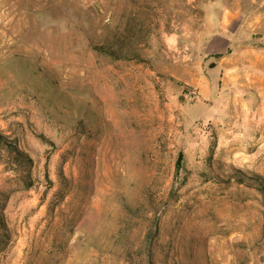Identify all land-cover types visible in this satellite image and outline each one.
Segmentation results:
<instances>
[{
	"label": "rangeland",
	"instance_id": "374dc122",
	"mask_svg": "<svg viewBox=\"0 0 264 264\" xmlns=\"http://www.w3.org/2000/svg\"><path fill=\"white\" fill-rule=\"evenodd\" d=\"M205 37H264V0H0V264H264Z\"/></svg>",
	"mask_w": 264,
	"mask_h": 264
},
{
	"label": "crops",
	"instance_id": "0c3cea01",
	"mask_svg": "<svg viewBox=\"0 0 264 264\" xmlns=\"http://www.w3.org/2000/svg\"><path fill=\"white\" fill-rule=\"evenodd\" d=\"M205 38L209 47L220 54L210 61L211 74L222 72L230 76L231 86L248 90V101L242 103V127L246 138L256 140L257 154L264 156V37ZM245 39L249 40L247 46L241 44Z\"/></svg>",
	"mask_w": 264,
	"mask_h": 264
},
{
	"label": "trees",
	"instance_id": "16d2710c",
	"mask_svg": "<svg viewBox=\"0 0 264 264\" xmlns=\"http://www.w3.org/2000/svg\"><path fill=\"white\" fill-rule=\"evenodd\" d=\"M254 178L257 179V180H259L264 185V181L262 180V178L260 176H257L256 175Z\"/></svg>",
	"mask_w": 264,
	"mask_h": 264
}]
</instances>
